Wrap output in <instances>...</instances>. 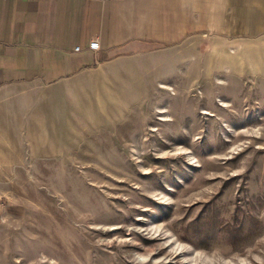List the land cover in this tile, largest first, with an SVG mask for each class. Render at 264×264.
<instances>
[{
	"label": "rangeland",
	"instance_id": "rangeland-1",
	"mask_svg": "<svg viewBox=\"0 0 264 264\" xmlns=\"http://www.w3.org/2000/svg\"><path fill=\"white\" fill-rule=\"evenodd\" d=\"M244 43L210 82L167 83L133 141L10 149L0 264H264V36Z\"/></svg>",
	"mask_w": 264,
	"mask_h": 264
},
{
	"label": "crops",
	"instance_id": "crops-1",
	"mask_svg": "<svg viewBox=\"0 0 264 264\" xmlns=\"http://www.w3.org/2000/svg\"><path fill=\"white\" fill-rule=\"evenodd\" d=\"M260 36L264 0H0V194L6 165L23 162L10 149L52 156L88 132L133 141L167 83L210 82Z\"/></svg>",
	"mask_w": 264,
	"mask_h": 264
},
{
	"label": "built area",
	"instance_id": "built-area-1",
	"mask_svg": "<svg viewBox=\"0 0 264 264\" xmlns=\"http://www.w3.org/2000/svg\"><path fill=\"white\" fill-rule=\"evenodd\" d=\"M100 43L97 39H93L90 43H89V47L91 49L97 50L99 49ZM75 50H80V46L77 45L75 46ZM6 206L5 203V197H3L2 195H0V222L4 221V208Z\"/></svg>",
	"mask_w": 264,
	"mask_h": 264
}]
</instances>
